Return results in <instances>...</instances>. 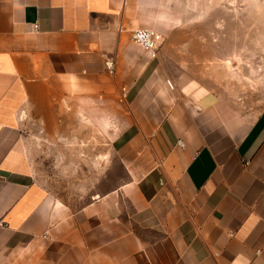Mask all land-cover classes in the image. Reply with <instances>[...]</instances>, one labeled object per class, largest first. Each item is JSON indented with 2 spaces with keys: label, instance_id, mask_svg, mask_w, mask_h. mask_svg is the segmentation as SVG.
<instances>
[{
  "label": "crops",
  "instance_id": "1",
  "mask_svg": "<svg viewBox=\"0 0 264 264\" xmlns=\"http://www.w3.org/2000/svg\"><path fill=\"white\" fill-rule=\"evenodd\" d=\"M175 8L0 0V264H264V107L171 70L164 35L155 57L131 40L166 35ZM75 118L78 137L87 119L109 126L125 176L71 208L34 169Z\"/></svg>",
  "mask_w": 264,
  "mask_h": 264
},
{
  "label": "rangeland",
  "instance_id": "2",
  "mask_svg": "<svg viewBox=\"0 0 264 264\" xmlns=\"http://www.w3.org/2000/svg\"><path fill=\"white\" fill-rule=\"evenodd\" d=\"M173 1L182 20L161 33L164 63L199 78L238 109L263 108L264 0ZM77 123L76 118L69 121L68 144H42L34 169L35 178L71 208L115 188L125 176L109 126L87 119L78 137L72 131Z\"/></svg>",
  "mask_w": 264,
  "mask_h": 264
},
{
  "label": "built area",
  "instance_id": "3",
  "mask_svg": "<svg viewBox=\"0 0 264 264\" xmlns=\"http://www.w3.org/2000/svg\"><path fill=\"white\" fill-rule=\"evenodd\" d=\"M131 40L141 47L148 56L155 57L162 42V34L152 27L139 26L132 29ZM105 63L107 68L113 71L114 67L112 60L106 59ZM178 142H180V140Z\"/></svg>",
  "mask_w": 264,
  "mask_h": 264
}]
</instances>
